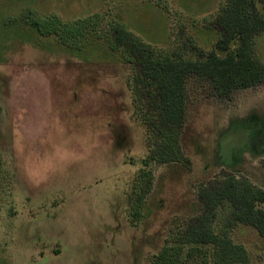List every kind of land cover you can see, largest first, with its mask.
<instances>
[{
	"label": "rangeland",
	"instance_id": "rangeland-1",
	"mask_svg": "<svg viewBox=\"0 0 264 264\" xmlns=\"http://www.w3.org/2000/svg\"><path fill=\"white\" fill-rule=\"evenodd\" d=\"M227 4L0 0V264H154L167 246L180 264H214L212 245L181 238L209 181L264 189V83L219 98L188 78L185 121L163 142L115 31L155 59L195 60L222 37L214 20ZM254 52L264 62V32ZM232 210L217 208V233ZM230 236L264 264L253 226Z\"/></svg>",
	"mask_w": 264,
	"mask_h": 264
},
{
	"label": "trees",
	"instance_id": "trees-1",
	"mask_svg": "<svg viewBox=\"0 0 264 264\" xmlns=\"http://www.w3.org/2000/svg\"><path fill=\"white\" fill-rule=\"evenodd\" d=\"M56 21L61 22L60 19ZM214 24L222 37L216 42L214 50L203 53L195 60L155 59L151 49L143 42L120 28L115 31L116 43L126 48L137 69L135 81L141 98L136 105L145 116L144 107L147 104L159 139L163 142L170 136H176L185 121L188 78L195 76L207 81L213 94L219 98H230L237 90L264 83V62L254 52L255 38L264 32V0H228ZM55 25L47 26L54 28ZM198 197L202 213L190 221L181 243L212 245L214 264H250L247 249L233 242L230 231L237 224L251 225L264 237V209L260 207L264 203V189L231 174L209 181ZM223 202L232 206V216L227 228L217 233L213 222L216 210ZM193 251L191 248L188 255ZM180 255L177 247L167 246L153 262L180 264Z\"/></svg>",
	"mask_w": 264,
	"mask_h": 264
}]
</instances>
